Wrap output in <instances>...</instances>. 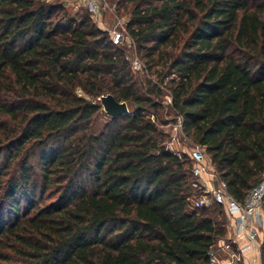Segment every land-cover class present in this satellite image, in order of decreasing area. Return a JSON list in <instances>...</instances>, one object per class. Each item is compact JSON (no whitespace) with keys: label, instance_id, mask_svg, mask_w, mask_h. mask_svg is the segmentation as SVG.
<instances>
[{"label":"trees","instance_id":"obj_1","mask_svg":"<svg viewBox=\"0 0 264 264\" xmlns=\"http://www.w3.org/2000/svg\"><path fill=\"white\" fill-rule=\"evenodd\" d=\"M128 4L133 46L158 79L146 87L127 46L86 10L78 20L49 0H0L9 264H210L230 217L220 203L192 207V159L167 148L151 115L162 85L237 200L264 175V0H120ZM108 93L135 110L108 115L99 101ZM260 255L264 264V240Z\"/></svg>","mask_w":264,"mask_h":264},{"label":"built area","instance_id":"obj_2","mask_svg":"<svg viewBox=\"0 0 264 264\" xmlns=\"http://www.w3.org/2000/svg\"><path fill=\"white\" fill-rule=\"evenodd\" d=\"M77 7L86 10L99 28L110 34L113 43L132 47L134 40L128 31L129 19L119 17L111 26H106V14L112 8L111 0H68ZM116 6V5H115ZM128 58V57H127ZM134 67H140L138 59ZM181 118V117H180ZM182 126V119L180 121ZM167 148L179 156L184 152ZM193 162L192 172L195 177L193 188L199 190L191 199L193 208L211 206L220 203L226 209L230 221L227 237L221 239L210 251V264H262L260 255L262 226L264 221V179L252 187L244 201L237 200L228 190L227 182L219 177L205 147L195 145L186 152ZM234 221V222H233ZM252 249L254 257L247 258L245 252Z\"/></svg>","mask_w":264,"mask_h":264},{"label":"rangeland","instance_id":"obj_3","mask_svg":"<svg viewBox=\"0 0 264 264\" xmlns=\"http://www.w3.org/2000/svg\"><path fill=\"white\" fill-rule=\"evenodd\" d=\"M50 2L54 4H62L64 7L65 12L70 17H75L76 19H80V16L85 12L84 9L77 7L76 3H71L68 0H49ZM116 5V6H115ZM111 6L114 9L112 12L109 10L106 14V26H111L114 24L115 19L117 16L127 18L129 19L131 14V4H128L126 8L121 9L120 0H111ZM69 17V18H70ZM96 24V23H95ZM97 25V24H96ZM122 47H125V45H120ZM126 56L128 57L133 74L135 76V80H137L139 83H142L145 87L148 85L147 81L152 80L155 82L157 77L153 74H150L147 69V64L145 59L137 52V49L132 46L126 47ZM138 59L140 61L141 66L134 67L133 61ZM168 80V79H167ZM166 80V81H167ZM163 87V93L161 97L162 102V108L158 111V113L154 114L151 112L152 118L157 119V123L159 124L160 128L165 132L166 134V145L173 147L176 151L181 152H187L191 150L195 143L194 141L182 130L181 126V118L175 114V111L171 107V92L169 88L166 85H162ZM78 92L80 95H83L87 98H90L81 88L78 89ZM131 111L135 110L134 104H130ZM105 121L104 116H100L98 120V126H101ZM264 179V175L262 176V179ZM262 234L264 235V231H262ZM262 235L261 241L264 240V236ZM6 252V251H5ZM5 255V253L0 250V264H9L5 262L1 256Z\"/></svg>","mask_w":264,"mask_h":264},{"label":"water","instance_id":"obj_4","mask_svg":"<svg viewBox=\"0 0 264 264\" xmlns=\"http://www.w3.org/2000/svg\"><path fill=\"white\" fill-rule=\"evenodd\" d=\"M103 110L110 116L117 117L131 114V109L127 101H119L111 94H104L99 97Z\"/></svg>","mask_w":264,"mask_h":264},{"label":"crops","instance_id":"obj_5","mask_svg":"<svg viewBox=\"0 0 264 264\" xmlns=\"http://www.w3.org/2000/svg\"><path fill=\"white\" fill-rule=\"evenodd\" d=\"M234 222V221H233ZM264 222V221H263ZM231 223H232V221H231ZM262 231H264V223H263V226H262ZM229 232H231L232 233V229L231 230H229ZM264 236V235H263ZM254 251L252 250V249H249V250H247L246 252H245V255L247 256V258H253L254 257Z\"/></svg>","mask_w":264,"mask_h":264}]
</instances>
